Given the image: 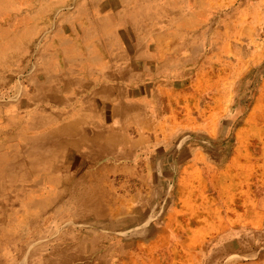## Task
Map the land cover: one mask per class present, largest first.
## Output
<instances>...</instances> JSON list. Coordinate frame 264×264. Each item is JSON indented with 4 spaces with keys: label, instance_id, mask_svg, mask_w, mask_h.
Returning <instances> with one entry per match:
<instances>
[{
    "label": "rangeland",
    "instance_id": "1",
    "mask_svg": "<svg viewBox=\"0 0 264 264\" xmlns=\"http://www.w3.org/2000/svg\"><path fill=\"white\" fill-rule=\"evenodd\" d=\"M23 2L0 0V264H264V0L193 30Z\"/></svg>",
    "mask_w": 264,
    "mask_h": 264
},
{
    "label": "bare ground",
    "instance_id": "2",
    "mask_svg": "<svg viewBox=\"0 0 264 264\" xmlns=\"http://www.w3.org/2000/svg\"><path fill=\"white\" fill-rule=\"evenodd\" d=\"M32 1L33 0H24V2H23L24 9H27V6L30 5L32 3ZM179 1H180V5H181L180 8L181 9H178V8L172 9V8H174L172 6V4H170L168 2L163 3V2H161V0H106V2H103V0H40V2H42L43 4L46 3L47 5H50V4L56 5V7L54 9L49 8V9L46 10V15H48L49 17H54V15L61 14L63 9L70 7L71 3L74 2L77 7L92 6L93 10H94V13L98 17V19L101 18L102 21L103 20L105 21V20H107L109 18H113V16H116V15H117V17H119L120 20L122 18H127V17H129L128 19L133 20L132 19L133 17H137V15H139L141 17V20L144 19L146 21V19H147V17L149 15H152V14L160 15V11H158V9H159V7L161 5L162 9L165 10V12H167V11H171L172 12V16H171L172 20L168 19V21L170 20V23L174 24L177 28L178 27L179 28H184L186 30L195 29L197 27V24L201 20H203V17H205V15L207 14V11L203 8L204 5H206L208 10L211 11V9L214 10L213 8L218 7V5L220 3H222L221 0H179ZM151 6H154V9L150 10ZM80 10H84V9L81 8ZM235 10H238V7ZM76 12L78 13L79 10L76 11ZM161 12H162V10H161ZM19 13H22L21 9H18L17 14L19 15ZM180 13H181L182 16H186L187 15V16H194V17H192V19L191 18L185 19L182 22L179 19V17H178V15H180ZM162 14H163V12H162ZM19 23H20L19 26L21 28L23 26H26L25 19L24 20L21 19ZM134 31H135L136 36H137V42H144L146 34H147V31H144V32L142 30H139V31L134 30ZM21 32H22V30L18 29V32L16 34L21 33ZM151 32H155V31L153 30ZM207 34H209V33H207ZM34 35H35V33H33L31 36L29 35V37L27 35V37L28 38H32ZM18 37L20 38V40H15V41L11 40V41H9L10 45L12 44V45H14V47H16L17 45L21 44L20 42L24 38H27L25 33L20 34V36H18ZM155 37H156V40H157V44L160 47V53L164 54L166 51L168 52L178 41L185 40L186 38H188V35L183 33V32L181 33V32L174 31V32H171L170 34H166L164 36L165 37V39H164L165 41L162 38H160V36H155ZM6 51L1 52L2 55H1V58H0V64H2L4 62H8V60H9L11 54H12V53H8L7 54ZM31 68L32 67H30V69ZM164 103H165V101H164ZM132 111H133L132 113L136 114V106L134 104H132ZM139 122L140 123H137V124H135L132 127L133 134H135V135L141 133V131H142L141 128L143 127V124H142L141 121H139ZM157 126L161 127L160 122L157 123ZM157 126L155 125L154 127H157ZM146 127H148V126H146ZM67 152H70V151L67 150ZM79 166H81V165H79ZM199 180H200V178H199ZM214 183H215V181H214ZM175 190H178V189H175ZM73 225H76V224L73 223ZM87 245H88V243H87ZM70 264H71V262H70Z\"/></svg>",
    "mask_w": 264,
    "mask_h": 264
}]
</instances>
